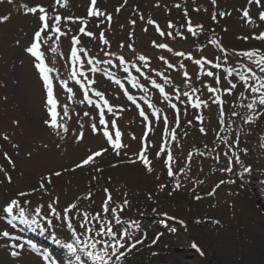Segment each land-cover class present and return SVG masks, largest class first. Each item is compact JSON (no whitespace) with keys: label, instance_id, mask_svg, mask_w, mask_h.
Segmentation results:
<instances>
[{"label":"snow or ice","instance_id":"6c2138e0","mask_svg":"<svg viewBox=\"0 0 264 264\" xmlns=\"http://www.w3.org/2000/svg\"><path fill=\"white\" fill-rule=\"evenodd\" d=\"M7 3L13 4L15 0H6ZM247 5H256L259 9L258 11V20L261 24H264V0H246ZM128 4V0H123L118 7L114 9L116 13L121 12ZM210 4L213 8L217 6V0H210ZM55 5L62 8L68 7V0H55ZM156 7H160L159 2L156 4ZM176 8H180V4L175 5ZM23 10L25 15L32 14L36 16L37 23L35 28L32 30L28 39L24 42L17 39L15 41L16 46L22 49V51L30 56L32 59V66L37 75V79L41 82V92H42V103L41 107L44 110V117L41 120V124L44 128L47 129L49 134L59 137L63 141L66 135L69 133L70 129L67 124L66 118L69 117V107L67 104H60L58 100V91L54 85V79L51 73L54 72V69L49 67L45 62V53L42 51V45H49L50 51L52 53L57 52V47L53 46L56 41L60 40L61 36H67L71 32L70 28L62 30V21L69 24H79L78 32L80 35L88 37L92 40H98L100 44L104 46L101 48V52L104 57L107 59L99 60L95 56H89L87 50L82 47H78L81 43L80 35H71V65L72 71L70 74V79L74 80L79 88L83 90V100L80 103L87 102L89 105L95 104V107L98 111V124L92 122L90 124V131L93 134H100L105 138V141L109 147H100L98 150L89 149L79 160V162H74V166L71 169H62L61 171L49 169L47 175L41 176L37 182V187H33L31 191H17L15 193V198H11L6 206L2 208V211L12 215L14 211L18 210L19 216L18 219L23 220L25 223L37 224L38 222L34 217L32 220H27L25 217V208L22 206V203H30L28 200H25V197L35 194L37 191L41 193H47L48 185L53 183V178L61 177L64 172L67 171H76L78 169H84L85 167L94 166V171L96 173H102L103 169L97 165V159L102 158L106 153L111 152L115 153L116 156H120L123 149L129 148V145L122 142V133L117 126L116 119H106L105 109L108 113H111L113 116H119L120 112L123 111V108L114 109V106L109 103V100L105 98L104 92L96 91L92 88V85L95 84V81L88 79L85 76L83 71H78L77 66L83 67L85 61L82 59L88 57L87 64L92 65L90 71L92 72H103L110 80H112L120 89L123 90L124 96L127 100L130 101L138 110L139 116L143 118L145 122V131L140 138L139 148L133 152L134 159H128L127 163L129 164H141L144 167V170L151 174L154 172V166L152 159L149 158V150L153 147L148 139L149 132L153 131V122L149 119V115L154 116L157 121H162L165 140L159 145V150L154 152V156L157 160L162 162L163 167L166 169V174L168 177L173 178V191L179 190L182 187L180 180L178 179L180 174H186V170H190V164L194 155L204 156L206 153L201 152L199 149L194 148L192 151H189L186 155V164L185 167H180L178 171H174L177 161L173 155L171 148L168 145L167 138L170 137L171 141H177L176 129L181 126V107L183 105V115L188 116L189 107L194 110H201L200 112H193L192 119H187L186 123L188 126L193 125V121H196L199 126V132L202 135H207L208 129L204 126V116L202 114L203 109H210L212 105H215L218 109L219 118H218V127L219 131L216 132L217 138L220 139L221 143H224L227 151L224 152V156L228 161V166L223 168L222 171L232 173L233 172V162L236 165L240 166L241 171L237 172L236 175L238 178L243 181L245 174L251 172V168L246 166L240 158L241 152H246V149L239 148L240 135L239 131H242L240 128L235 134L231 142L228 140L227 135H221V133L232 132V124L235 122V118H239L243 125H251L257 120L264 118V50L259 47L250 48L247 50L236 51L235 49L229 52L224 48L220 42L216 39L211 40L210 42L219 48L221 54L223 55L224 62L227 61L229 56L239 57L240 60L237 61L238 67H228L224 68L226 73L223 77L214 70H220L223 68V63L220 60V57L208 58L207 56L201 54L199 58L194 57L191 51H174L168 43L157 42L156 40L152 41V46L156 49L166 50L167 53H171L173 56L181 58L180 61H170L165 56L161 55L157 59L166 66V70H174L183 79L179 83H175L174 79L167 74V71H157L151 64V59L146 53H137V49L134 44L129 42L127 44L121 43L119 45L120 49L127 48L132 54L134 59H126L125 55L105 50L110 48V41L106 36V31L101 26L104 25L108 29L111 28V23L113 20V15L110 12L101 10L97 5V0H90L87 7L86 16H61L59 13H56L52 16L49 15V10L42 4H36L35 6H29V4L24 3L20 4L17 7V11ZM207 11V9L196 8L194 11ZM55 13V8L52 9ZM136 15L139 16V19L144 21L147 26H152L156 33L160 37H169L174 38L175 36L180 37L182 40H187V36L184 35V31L190 34L193 38H198L202 33L205 32V27L201 23H195L188 14V10L184 9V16L186 22L183 25L184 31H176V26L169 21L167 23V31L161 28V25L157 22L156 19L149 17L145 20V17L142 13H139L137 10H133ZM242 13V18L245 23L255 24L256 21L253 19L250 8L243 7L240 9ZM230 15L228 12L213 11L210 14V19L213 22H218V17H224ZM91 18H96L98 23L95 27L99 29L98 32L88 30L89 20ZM10 20V15L0 14V23H6ZM128 23L133 26V29L137 23L135 18L130 19ZM144 27V31H148V27ZM123 27V25L121 26ZM259 27V25H257ZM129 40L134 36V31L129 32ZM250 37L243 36L240 39L247 41ZM252 39L264 43V31H260L258 34L253 33L251 36ZM49 41H52V44H49ZM196 49L198 52L203 53L204 45L197 44ZM115 58L119 62V66L122 67L123 72L126 73L125 79L131 83L133 88L141 89L145 95L140 96L139 100L144 101L149 109L152 110L151 114L146 113L144 107L141 106V103L138 102L136 96L129 94L128 89L125 87V84L121 79L117 78L115 74L111 71H108L103 68L97 67L98 65H108L115 66L113 59ZM184 60L191 61L198 68V72H195V79L203 85V88L206 89L209 94L206 98H201L202 89L195 87L193 85L192 75H190L188 69L186 68ZM207 66V67H206ZM138 74V76L132 74V70ZM149 73H154L156 77H159L163 82L158 83L157 79L153 78ZM202 76L211 78L212 83H207L205 80L201 79ZM139 77H143L146 82L150 83L151 87L155 90H158L159 96L162 97L163 101L166 102L167 106L174 112V124L175 127L171 128L169 132V118L160 108H157L153 104L148 96L149 89L145 87L144 84L140 83ZM231 77V79H229ZM226 84L227 86H224ZM7 87V83L0 81V88ZM59 87L64 89L67 93V99L69 101L73 100V88L69 87L68 80H59ZM187 89V90H183ZM94 91L95 96L98 98L99 102H94L90 96L89 92ZM170 93H172L170 95ZM183 97V99H182ZM225 97L232 98V104L230 105V114L226 117L225 104L228 101ZM175 99L176 102H173ZM7 101V96L2 98V102ZM59 108V111H58ZM61 112L63 115L61 116ZM85 116H88L89 113L85 112ZM227 120V123H226ZM12 123L16 127L21 126V120L19 118L14 119ZM99 125V126H98ZM83 124H80L78 131H73V139L80 143L85 139ZM187 135V132L184 133ZM0 139L3 141L11 143V137L7 132L0 133ZM132 139H137L134 135ZM13 148H18L19 145L13 144ZM44 149L48 148V144H43L41 146ZM57 148H60L61 145L58 143ZM205 149L208 148L207 145L204 146ZM4 159L12 169L16 168V163L13 158L7 153H2ZM28 157L31 158L33 153L28 152ZM127 156V152L124 153ZM216 159L219 160V155L216 156ZM0 174L3 176V180H0V183L7 181L11 184L13 182L12 175L9 174L8 169L4 165H0ZM98 177L93 176L92 179L96 180ZM110 179V178H109ZM157 177V181H159ZM202 183V181H200ZM225 181L221 180L213 189L212 192H209L208 195H214L215 190L224 184ZM227 183L234 184L235 180H229ZM168 187L167 184L159 182L157 184V190L159 192H164ZM104 196L100 205V210L96 211L94 215L89 217V213L83 212L79 213L82 216V220L79 221V227L82 229V234H84L83 240L80 235L76 234V229L73 227L72 219L70 218V213L78 209V201L93 199V192L89 189L84 196H77L76 202L69 203L63 210L62 214L56 211L54 205L58 204L59 197H55L47 205L50 209L52 216L57 219H61L62 222L66 221L67 228L72 230V236L75 237L73 242L65 243L64 247L68 250L69 253L73 254L77 262L81 261V255L78 254L82 252L88 258H90L94 264H121L122 260L126 258L127 253L132 249L136 248L137 245L144 243L143 239H131L130 234L127 230L120 231L118 226L121 224L119 213H122L124 208L129 205V200L127 199V193H124V198L122 203H117L112 195V192L108 187L102 189ZM172 193H169L171 195ZM196 200L202 199L201 196L196 195L194 197ZM148 199H153L152 195L149 194ZM154 212L156 208L152 209ZM35 213L37 216H40L41 207L35 208ZM167 215V212L164 213ZM47 219L48 224H52V219L47 217H42ZM93 222L98 226V230H95L91 225ZM200 223V221H196ZM180 224H184V220L179 221ZM213 223L219 224L220 222L213 221ZM113 224L117 226L114 229ZM3 237H9L10 234L8 231L2 232ZM107 237L108 239H104ZM146 238V237H145ZM159 237L153 239L152 243L155 244ZM59 242V241H58ZM30 243V242H29ZM98 245L100 246L98 248ZM192 248L204 256L205 253L201 247L196 243H192ZM23 248L21 244H12V251L9 253L12 257H19L21 255L20 251L17 249ZM42 258L46 264H58V262L52 258L50 253L47 251L42 253Z\"/></svg>","mask_w":264,"mask_h":264},{"label":"rangeland","instance_id":"374dc122","mask_svg":"<svg viewBox=\"0 0 264 264\" xmlns=\"http://www.w3.org/2000/svg\"><path fill=\"white\" fill-rule=\"evenodd\" d=\"M227 39L232 41V36L229 35ZM20 108L29 110L23 100ZM58 167L65 166L55 168ZM237 189L239 187L225 186L218 197V201H221L219 206L213 199L195 203L191 198L179 195L193 205L186 208L189 213L186 225L177 226V232L165 246L164 255L149 259L142 256L136 260V264H264V214L246 194L240 195L246 204L238 205V200L233 196V191ZM161 206H167L169 212L183 218L168 195ZM217 220L219 224L213 223ZM193 241L199 244L204 256L192 248Z\"/></svg>","mask_w":264,"mask_h":264},{"label":"bare ground","instance_id":"6f19581e","mask_svg":"<svg viewBox=\"0 0 264 264\" xmlns=\"http://www.w3.org/2000/svg\"><path fill=\"white\" fill-rule=\"evenodd\" d=\"M13 26L14 24L12 22H8L5 25V29L7 30V33L4 35V38H7L10 34V32L13 30ZM21 70V78L23 81V85H24V89H25V94L27 96V98L30 100L31 105L33 106V112L35 114H39L43 116V112L39 110L38 108V104L40 101V90L38 91V84H37V80L35 78V75L33 74V72L30 70L29 65L27 64L25 68L20 69ZM22 85V86H23ZM7 119L0 117V125L4 126L7 125ZM32 130H35L31 127V125H28L26 127V131L27 134L29 136H31ZM37 133V132H36ZM43 140L47 139L46 135L40 134L39 135ZM27 141V140H26ZM25 146L28 147L29 145L27 144V142H25ZM82 148L79 147V149L77 151H74L73 154H75L76 152L80 151ZM54 150V149H52ZM59 158L57 155H55L52 151H44L41 152V154L38 156H35V160H23L22 158V165L25 169H23L26 173V175L24 176V178H18V183L20 186L22 185H27L29 183H32L35 180V174L37 171L35 167H37L38 162H40L41 164H48V163H52L56 160V158ZM35 166V167H34ZM40 164L37 168H40ZM128 168H130L129 166L126 167L127 170H123V172H121V174L123 176H126L128 179L136 181L138 180V178L140 179L141 175L137 172V170H135L136 172H130L128 171ZM80 176V175H79ZM144 179L149 180V177H145ZM15 188V187H14ZM22 190V189H21ZM20 190V191H21ZM235 200H238V205H245L244 204V200L239 199L238 197L235 198ZM177 203H178V210L179 213L184 215L185 217L189 216V213H187L184 204H186V201H183L182 199L180 200L179 198H177ZM248 205V204H247Z\"/></svg>","mask_w":264,"mask_h":264}]
</instances>
